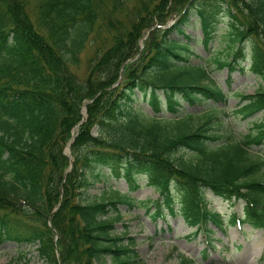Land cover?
Instances as JSON below:
<instances>
[{
	"label": "trees",
	"instance_id": "obj_1",
	"mask_svg": "<svg viewBox=\"0 0 264 264\" xmlns=\"http://www.w3.org/2000/svg\"><path fill=\"white\" fill-rule=\"evenodd\" d=\"M219 36L229 52L218 67L244 72L250 59L264 82V0H0V244L37 246L45 264H141L135 239L111 234L135 198L91 194L110 176L131 189L146 179L160 195L153 218L180 215L210 248L212 226L264 231V159L253 151L264 119L237 137L223 109L185 108L227 101L197 50ZM263 111L264 87L233 112ZM208 193L243 201V214L225 219Z\"/></svg>",
	"mask_w": 264,
	"mask_h": 264
},
{
	"label": "rangeland",
	"instance_id": "obj_2",
	"mask_svg": "<svg viewBox=\"0 0 264 264\" xmlns=\"http://www.w3.org/2000/svg\"><path fill=\"white\" fill-rule=\"evenodd\" d=\"M188 31L195 37L201 36L199 27L189 28ZM223 33L224 30L219 31L220 35ZM228 45V40L222 36L214 42L212 52L206 53L200 44L197 45V50L207 56L208 67L216 84L228 93L227 101L225 103L208 101L196 106L185 103V108L193 112L212 106L223 109L220 114L225 128L231 130L235 136L242 137L253 130L254 122L264 119V111L249 119H243L233 111L238 108L242 95L254 94L264 87V82L251 72L250 59L243 62L246 69L244 72L237 69L232 73L229 68L218 67L216 58L221 60L227 58ZM93 51V46L87 45L81 56L83 60L86 61ZM141 104L146 112L153 114L149 105L145 102ZM165 115L173 116V113L166 111ZM253 151L264 159V145L254 147ZM189 155L186 154L185 157ZM104 172L109 173L107 168ZM138 186L137 189H131L124 179L110 176L105 182L97 183L91 194L98 198L106 196L114 200L124 196L135 198L134 208L130 209L126 205L120 207L122 219L115 224V230L111 234L114 237L127 236L126 243H129V238L135 239V252L141 264H183L185 259L193 260L195 264H264L262 260L264 231L249 226H236L228 228L224 233L212 226L210 228L214 232L212 238L216 247L210 248V240L206 234L200 233L196 236L195 230L188 227L180 215L153 218L154 202L160 195L144 178L139 179ZM206 198L208 208L221 214L225 219H229L234 213L243 214L245 206L243 201L224 202L210 193ZM37 248V246H20L13 242L0 244V264H25L27 261L29 264H45ZM105 260L111 264L110 258Z\"/></svg>",
	"mask_w": 264,
	"mask_h": 264
},
{
	"label": "water",
	"instance_id": "obj_3",
	"mask_svg": "<svg viewBox=\"0 0 264 264\" xmlns=\"http://www.w3.org/2000/svg\"><path fill=\"white\" fill-rule=\"evenodd\" d=\"M83 114L84 115L86 114V108L85 107L83 108ZM85 118H86V116H85ZM85 118H84V120H85ZM67 151H70V148H68Z\"/></svg>",
	"mask_w": 264,
	"mask_h": 264
}]
</instances>
